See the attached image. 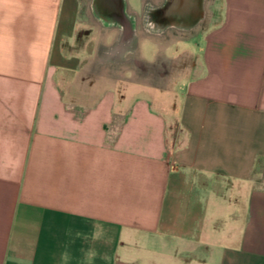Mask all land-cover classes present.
I'll return each mask as SVG.
<instances>
[{
    "label": "crops",
    "instance_id": "1",
    "mask_svg": "<svg viewBox=\"0 0 264 264\" xmlns=\"http://www.w3.org/2000/svg\"><path fill=\"white\" fill-rule=\"evenodd\" d=\"M262 165L264 0H0V264H264Z\"/></svg>",
    "mask_w": 264,
    "mask_h": 264
},
{
    "label": "rangeland",
    "instance_id": "2",
    "mask_svg": "<svg viewBox=\"0 0 264 264\" xmlns=\"http://www.w3.org/2000/svg\"><path fill=\"white\" fill-rule=\"evenodd\" d=\"M85 1V0H84ZM145 42L142 40L141 41V49H142V55H143V58H145L146 60H150L152 59V57L150 55H148L146 52H145ZM137 61V60H136ZM135 61V62H136ZM139 61V60H138ZM108 74H111V75H117V76H120L121 74V68L117 67V66H112L110 68H108ZM142 82L144 83H147V78L144 76L142 79H141ZM149 84L148 85L150 88H153L155 90V92L157 93L156 96L162 100V101H167L169 103H172L171 105L173 106L174 105V102H171V100L175 99V96L173 95V92L172 90H170V87H168V85H166L167 87H163V81H162V78H151V80L149 79ZM160 85V86H158ZM169 88V89H168ZM170 100V101H169ZM264 170V166L262 165V169L261 171ZM255 173H253L255 176H259L260 173L259 171H254ZM264 172V171H262ZM264 174V173H262Z\"/></svg>",
    "mask_w": 264,
    "mask_h": 264
},
{
    "label": "bare ground",
    "instance_id": "3",
    "mask_svg": "<svg viewBox=\"0 0 264 264\" xmlns=\"http://www.w3.org/2000/svg\"><path fill=\"white\" fill-rule=\"evenodd\" d=\"M110 25V24H109ZM111 26V25H110ZM132 39V38H131ZM133 40V39H132ZM130 41L129 37H126L123 39V41L116 45L114 48H112L109 52V54L107 55V57L111 58V59H118L120 57V54H117L118 50L116 49H120L119 47L123 46L124 44L128 43ZM130 45V44H129ZM126 50V49H125ZM117 51V52H116ZM130 51V50H129ZM121 61V60H120Z\"/></svg>",
    "mask_w": 264,
    "mask_h": 264
},
{
    "label": "built area",
    "instance_id": "4",
    "mask_svg": "<svg viewBox=\"0 0 264 264\" xmlns=\"http://www.w3.org/2000/svg\"><path fill=\"white\" fill-rule=\"evenodd\" d=\"M172 145H173L172 141L171 140H168L167 141V147L168 148H172Z\"/></svg>",
    "mask_w": 264,
    "mask_h": 264
}]
</instances>
